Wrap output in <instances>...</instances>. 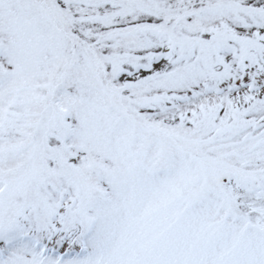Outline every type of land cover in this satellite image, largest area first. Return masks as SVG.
Returning <instances> with one entry per match:
<instances>
[{
	"label": "snow or ice",
	"instance_id": "6c2138e0",
	"mask_svg": "<svg viewBox=\"0 0 264 264\" xmlns=\"http://www.w3.org/2000/svg\"><path fill=\"white\" fill-rule=\"evenodd\" d=\"M0 264H264V0H0Z\"/></svg>",
	"mask_w": 264,
	"mask_h": 264
}]
</instances>
